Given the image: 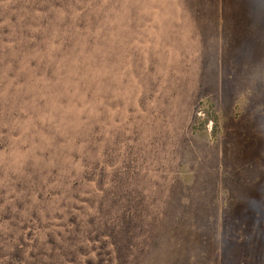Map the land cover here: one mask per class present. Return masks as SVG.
Masks as SVG:
<instances>
[{
    "label": "rangeland",
    "instance_id": "rangeland-1",
    "mask_svg": "<svg viewBox=\"0 0 264 264\" xmlns=\"http://www.w3.org/2000/svg\"><path fill=\"white\" fill-rule=\"evenodd\" d=\"M0 264H264V0H0Z\"/></svg>",
    "mask_w": 264,
    "mask_h": 264
}]
</instances>
